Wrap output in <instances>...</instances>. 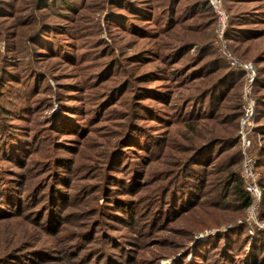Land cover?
Instances as JSON below:
<instances>
[{"label": "rangeland", "instance_id": "rangeland-1", "mask_svg": "<svg viewBox=\"0 0 264 264\" xmlns=\"http://www.w3.org/2000/svg\"><path fill=\"white\" fill-rule=\"evenodd\" d=\"M31 1H16L14 8L8 9L14 12V16L0 15V74L4 68V98L14 99V93L21 91L29 100V105H33L21 113L26 117L16 119L15 116V119L12 117L10 120L28 126L35 134L40 135L23 166L0 156V172L3 181L8 180L14 187L20 181L24 185L21 190L24 189L25 193L31 191L33 185L41 182L44 184L48 178V186L55 185L61 179L67 184L71 182L67 186L61 181L59 187L69 196L63 216L66 228L77 232L73 234L79 235L81 230H87L89 224L97 223L98 218L100 220L95 239H85L84 247L78 251L70 250L69 255H65L64 251L63 261H56L57 257H54V254H58V258H62L61 253H51V258L54 259L40 261L38 264H107L105 258H100L101 253L97 250L119 253L107 236L114 239V244L136 248V251L125 254L128 259L116 258L117 264H175L183 254L188 262H192L197 243H206L214 236L226 235L240 225L246 226L248 246L259 233L264 235L263 191L259 184L260 199L253 201L249 194L250 204L244 209L237 208L231 197L221 199L219 190L215 188L208 191L211 193L202 196V203L191 208L190 212L180 215L173 223L162 221V218L155 219L154 213L159 204L157 196L160 198V188L166 184L168 175L176 168L174 162L181 160L183 163L194 146L207 137L224 134L219 133L220 131L234 133L239 137L241 156H234V161L240 176L244 156H248L253 162L257 183L259 181L261 170H264V166H260V151L261 148L264 149V62H257L256 57L263 54L264 37L247 41L244 37L232 40L226 35L227 15L232 14L235 19L244 17V11L255 10L258 6L257 0H220V7L226 15L222 32L217 28V19L214 25H208L209 15L203 11L192 12L184 20V24L208 25L200 33L204 36L202 40L210 36L211 49L208 55L218 56L223 62V65L209 74L213 76L214 72L227 67L244 72V79H240L228 91L223 107L219 108L221 114H224L221 118H225V114L235 117L240 112L236 108L240 103L242 116L239 119H229L221 128L214 127V122L208 117L197 119L200 112L193 115L197 120L195 125L188 127L187 115H177L179 109L174 104L187 94L182 84L188 75H178L177 70L172 68L186 62L188 56H195L199 44L192 46L187 55L171 66L164 52L156 59L153 51L155 49L152 50L154 38L150 35L160 30L153 23L135 26L138 33H132V24H129L132 23V13L128 9L132 7V0H115L122 4L120 6L111 0H78L80 3L77 9L69 12L70 17L66 18L55 14L54 9L50 14L35 12L34 4L28 9L24 4ZM153 1L156 5L160 0ZM188 1L193 0H179L177 4L181 7ZM47 10L50 12L51 9ZM114 11L122 12L128 20L124 18L125 22L119 21L124 19L116 17L118 15ZM40 21L56 25L57 32L46 33L44 38L47 42L56 38L55 49H44L38 43L30 41L28 34L35 26L33 24ZM240 25L257 29L264 26V21L242 22ZM23 32L24 37L16 36ZM175 34L181 39L193 33L176 29ZM96 40H102L103 43ZM98 42L101 44L97 45ZM50 45L52 46L51 43ZM135 51L142 52V60L133 63L132 53ZM112 60L117 62L113 63ZM161 67L164 68L163 71L159 70ZM29 71L36 73L34 75L42 81L41 85L38 83L40 87L37 94L36 82H32L34 78L31 81L28 78ZM142 72L155 74L147 82H132V75ZM128 78V87L121 88L111 96L106 94L107 97L100 98L103 88L124 82ZM176 78L178 82L182 80L181 83H177ZM258 78L260 84L255 82ZM28 79L30 85H24L22 81ZM185 82L190 87L200 83L199 79L191 78ZM71 84H77L78 89H69L75 88L68 87ZM132 84L136 89L132 88ZM139 86H147L144 91L149 90L150 93H142ZM168 97L172 102L164 103ZM249 101L252 102L250 117L245 124H241L245 106ZM137 102L143 105H136ZM60 103L76 111L73 116L81 125L80 134L50 129L47 120L58 112ZM191 113L194 114V111ZM203 114L202 112L201 115ZM132 123L133 127H127ZM126 128H129L131 136L123 141L122 151H115L110 156V151L123 138ZM132 131L137 138L150 139V143H144L149 148L143 147L139 141L132 145ZM241 132L244 133V142ZM232 150L235 149L227 147L222 151L221 157L225 155L224 159H227L226 154ZM54 153L62 158L50 163ZM161 170L163 173L156 180L155 175L159 176L158 172ZM208 177L211 178L210 175ZM133 178L135 184L129 182ZM102 184L113 188L118 203L117 197L133 200L134 205L128 211L132 215V208L135 210V225L134 221H129L131 216L128 213L119 211V217L103 212L106 204L111 203L105 201L106 194L110 192L101 188ZM204 192L206 194L207 190ZM31 198L29 196L26 202L34 205H26V212L33 217L31 214L35 213L39 203ZM116 206L115 204V208ZM29 219L12 218L10 221L0 222V254L9 249H17L21 239L23 246L30 244V248L51 252H62V246L74 241L71 237L57 239L60 234L52 238L45 233H36ZM240 232L241 230L237 231V234ZM136 240L140 244L138 247H134ZM224 241L220 239L222 244ZM71 252L75 255H70Z\"/></svg>", "mask_w": 264, "mask_h": 264}, {"label": "trees", "instance_id": "trees-1", "mask_svg": "<svg viewBox=\"0 0 264 264\" xmlns=\"http://www.w3.org/2000/svg\"><path fill=\"white\" fill-rule=\"evenodd\" d=\"M16 1L18 0H0V15L3 14L5 16H14V14L12 15L14 12H11V10L9 11L8 9L14 8L13 4ZM77 1L78 0H35L34 2V0H32L31 3L26 2L24 5L29 9L30 6L34 4L35 12L43 11L41 13L50 14L52 9H54L53 11H55V14L66 18L70 17L68 15L69 12L71 13L77 9V5L80 3ZM226 1L233 2L234 0ZM111 2L117 3L118 6L122 5L115 0H111ZM178 2L179 0H160L156 3V5H154L153 0H132V7L128 8L132 13V23H129L132 24V33H138V29H136L138 26L153 23L154 26L160 30L159 32H154L152 35H150V37L154 38L152 41V50L155 49L153 51L156 55V59H158L160 54L164 52L166 54L167 61H170L171 66L175 65V63H178L182 57L187 55L186 53L192 48V46L199 44L198 52L195 54V56H188L186 62L183 64L181 63V65L176 66L175 68H172V70H177L176 73L178 75H184V77L185 75H188L186 80H183L182 84L183 87H185V90H187L186 96L178 99V102H174L177 109H179L177 115H187L188 127H193L195 125L197 120L193 115L198 114L199 112L200 113L198 114L197 119H205L204 117H208L212 123L214 122V127H224V123L229 119H239L242 116L243 112L242 109H240V103L236 106L240 112H238L235 117L230 116L231 114H225V118H221L224 114H221V110L219 108L223 105V101H225L228 91L233 89L240 79H244V72L243 70L234 71L227 67L214 72L213 76L209 74L215 68L223 65L222 58L208 55L211 49L210 36L205 37V39L202 40L204 36L200 35V33L208 25L210 26L216 23V16L212 6L208 0H193L192 2L188 1L181 7L177 4ZM246 2L248 3L249 1ZM257 2L258 6L255 8V10L251 9L244 11V17L242 16V18L235 19L232 14L227 15L226 35L229 39L233 40L244 37V40L249 41L264 37V26L262 28L256 29L240 25L242 22L249 23L256 21V23H261L264 21L261 20L262 17H264V0H257ZM47 9H51L50 12H47ZM202 11L209 15V22L207 26H205V23H201V25H195V23L184 24V20L187 15H190L192 12L202 13ZM114 13L115 15H118L116 17H122L123 19L125 18L128 20V17L122 12L114 11ZM125 19H119V21L125 22ZM140 22L142 24H139ZM33 25L35 26L28 34L30 41L38 43V45L44 49L51 50V47L52 49H55L56 38H53L52 42H47V40L44 38L46 33L51 34L52 32H57L55 29L56 25L47 21H40ZM176 29L182 32L191 31L193 34L186 37H181L180 39L178 35L175 34ZM23 34L24 32L20 34L17 33L16 36L22 38L24 37L22 36ZM96 41H101L103 43L102 40ZM99 42L97 45L101 44ZM40 53L43 54L44 52ZM141 53V51H135L132 53L133 63H135V61L142 60L140 58ZM262 53L263 54L256 57L257 62H264V50ZM114 61L115 63L117 62V60H112L111 62L114 63ZM162 69L164 68H159V70L163 71ZM5 71L6 70L3 68L0 74V156L15 162L16 165L23 166L25 160L27 159V155L32 151V149H34L35 143L38 140L40 134H35L33 130L28 128V126H23L21 124L12 122L13 120H10L15 116L16 119L26 117L21 113L24 111L26 112V110L33 105H29V100L25 98L23 92L21 91H16L17 93H14V99L3 97L2 91L6 89V83L4 82L3 78ZM28 74H30V77H28L30 81L34 78L32 82H36V86L38 87H36L37 94L40 87L38 83L41 85L42 81L38 79L40 77L34 75L36 73L29 71ZM154 74L155 72H142L138 75H132V82H135L136 80L140 83L147 82L153 77ZM190 78L194 80L199 79L200 83L193 87L187 86L185 81L189 80ZM29 79L27 81H21L24 85H30ZM177 79L178 78H176L175 81L177 83H181L180 81L182 80L178 82ZM255 82L256 84H260L259 78L255 80ZM128 83L129 78L124 82L112 84L106 89L103 88L101 92L102 96L100 98H104L105 96L107 97V95L111 96L121 88L128 87ZM68 87H75L69 89H76L77 84H71V86ZM132 88L136 89L133 84ZM139 88L142 90V93H150L149 90L144 91V88H147V86H139L138 89ZM4 101H6V103H4ZM171 102L172 99L169 97L164 101V103ZM136 105L143 104H139L137 102ZM144 106L147 107L146 105ZM92 111L95 113L97 112V110ZM190 111H194V114H192ZM202 112L204 113L203 115H201ZM74 113H76V111L73 109H68L64 104L60 103L58 112L53 114L50 119L47 120L50 129L55 128L59 132L63 133L80 134L81 125L74 118ZM130 125L133 127L134 123L128 124L127 127ZM24 129H27V131ZM219 133L224 134H217L201 140L198 145L193 147V149L190 151L191 154H189V156L183 160V163L181 160L174 162L176 168L174 172L168 175L166 184L161 186L159 193L160 198L157 196L159 199V204L154 211V213H156L155 219L159 218L160 220V218H162V221L165 220L168 223H173L174 220L178 219L180 215L190 212L191 208H195L198 206V204L202 203L204 201L202 196L204 197L208 193H211L208 191H212L215 188L219 190L218 195L221 197V199L231 197L232 201H234L235 205H237L236 207L239 209H244L250 204V195L244 188V182L238 172V169L235 168L236 162L234 161V156L238 155L239 158L241 156L239 137L234 133H225L223 131H220ZM128 136H131V132L129 131V128L128 130L126 128L123 133V138L117 145H115L116 148L114 150L112 149L113 151H110V156L113 155L115 151H122L124 143L123 141L128 139ZM70 139L71 138H67V140ZM149 140L135 137L132 131V145L137 144L139 141V143L146 148L148 146H145L144 143H150L148 142ZM236 146L237 148H232ZM227 147L235 150H232L226 154L227 159H224L225 155L221 157L222 151ZM261 149L260 166H264V149ZM60 158L62 157L54 153V158L51 159L50 163ZM68 162H70V160H68ZM107 165L109 164L107 163ZM261 171L262 174L260 175L258 184L263 191L262 208L264 213V170ZM161 173H163L162 170L158 172L159 176L157 174L155 175L156 180L161 177ZM166 173L169 172L166 171ZM55 174L58 173L56 172ZM143 174L145 175V172ZM209 175L211 178L208 177ZM18 176L20 177V175ZM48 181L44 182V184L41 182L36 186L33 185V188L31 187V191L25 193L24 189L21 190L24 185L20 181L16 187H14L10 185L8 180H5V182L3 181L0 172V222H7L8 220H12V218H17L18 220L30 218L29 220L31 223H33L31 225L35 227L36 233H45L52 238H56L57 235L60 234V237H57V239L71 237V239H74V241L70 244L68 243L62 246V248H60L63 249L62 252H58L56 250L51 252L49 249V251H44L37 248H30V244H25L23 246V239H21V241L18 243L19 245H17V249H9L0 254V264H38L40 261L54 259L51 258L53 256L51 253H61L62 258H58V254H54V257H57L55 258L56 261H63L65 258L63 253L64 251L66 253L65 255H69L70 250L78 251L81 247H84L83 245L85 239H95L94 235L97 232V228L100 226L99 218L97 223L95 222L89 224L87 230H81L79 235L73 234L77 232L66 228V225L64 224V221L66 220L63 216V209L69 203V196L61 187H59L61 181L64 185L66 182H63L64 180L61 179L60 182L56 183L55 185L53 184L52 186H48ZM129 182L133 184L134 178ZM68 183L69 184L66 183L67 186L70 185L71 182ZM209 187L212 189L209 190ZM101 188H106L110 192L105 196L106 199L109 200L105 199V201H109L111 203L106 204V209H104L103 212L108 215H117L119 217L121 216L119 211L125 212L131 216L129 221H134L136 217L135 210L132 208V215L131 212L128 211L130 207H133L132 204L134 205L133 200H122L121 198L119 199V197H117L119 200L118 203L116 201L115 195L113 194V188L105 186L104 184L101 185ZM157 190L159 189L157 188ZM206 190L207 193L205 194L204 191ZM29 196L32 197V201L34 200L35 203H39L35 213L31 214L33 215V217L31 216L32 218L29 214H27L28 211L26 212V205H29V207L34 205L27 204L28 202H26V200ZM115 204L117 205V208H115ZM133 224L135 225V221ZM150 226L154 225L150 224ZM239 230H241V232L240 234H237V231ZM246 231V226L240 225L237 226L236 229L228 232L226 235L214 236L210 238V240L206 242L207 245L206 243H197L195 246V256H193L192 262H188L186 260V255L183 254L180 260L175 262V264H263L264 235L259 233L257 236H255L252 244L248 246L246 243H248L249 236L246 234ZM107 237L109 238L110 243H112V245L119 251V253H117L109 252L105 249L97 250L101 253L100 258H105L107 264H117L115 260L116 258L122 257L123 259H128L126 258L125 254L136 251V248H126L120 243L114 244V239L111 236ZM221 238L225 240L223 244L220 242ZM241 240L243 242H240ZM134 243V247H138V245H140L137 243V240L134 241ZM233 253L234 255H232ZM70 255H75V253L71 252ZM234 259H237L238 261H235Z\"/></svg>", "mask_w": 264, "mask_h": 264}, {"label": "built area", "instance_id": "built-area-1", "mask_svg": "<svg viewBox=\"0 0 264 264\" xmlns=\"http://www.w3.org/2000/svg\"><path fill=\"white\" fill-rule=\"evenodd\" d=\"M219 1L220 0H209V3L212 6L213 11L216 15L217 28L219 32H222L225 27L226 15L224 11L222 10V8L220 7ZM251 110H252V102L249 101L247 105L245 106V112L241 120V124H245L247 122V120L250 117ZM241 136L244 142L243 132H241ZM241 178L244 182V187L247 190V192L251 195L252 200L253 201L259 200L261 197V191L256 181V173L253 168V162L251 158H249L248 156H244V163L242 167Z\"/></svg>", "mask_w": 264, "mask_h": 264}]
</instances>
